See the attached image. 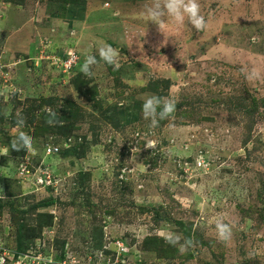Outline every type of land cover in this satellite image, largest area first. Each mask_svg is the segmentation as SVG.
Wrapping results in <instances>:
<instances>
[{"label": "rangeland", "instance_id": "obj_1", "mask_svg": "<svg viewBox=\"0 0 264 264\" xmlns=\"http://www.w3.org/2000/svg\"><path fill=\"white\" fill-rule=\"evenodd\" d=\"M80 1L0 0V264H87L115 238L142 264H264V0H199L200 31L128 5L84 39ZM104 45L118 63L85 75ZM149 95L175 101L156 127Z\"/></svg>", "mask_w": 264, "mask_h": 264}, {"label": "clouds", "instance_id": "obj_2", "mask_svg": "<svg viewBox=\"0 0 264 264\" xmlns=\"http://www.w3.org/2000/svg\"><path fill=\"white\" fill-rule=\"evenodd\" d=\"M144 14L148 21L158 25L159 29L165 22V17L171 18L176 24L182 25L185 20L197 31L202 30L206 26L205 18L201 15L199 0H152L145 10ZM99 60L94 55H88L82 65V72L85 75H92V67L100 61L108 65L118 63V51L110 45H104L98 50ZM247 79H258L259 72L256 69L244 70ZM142 115L146 120L150 121V127H156L160 120L169 119L175 112V101L171 99L162 100L155 95H149L145 98L142 107ZM53 117L46 121L48 124L58 122L55 120L56 113L51 112ZM18 126H23L24 119L22 116L17 118ZM13 149L30 148L32 139L26 133L21 132L11 142ZM146 147H149L146 145ZM216 232L220 240L226 241L231 237L232 229L229 224L222 220L216 221ZM165 242L173 246L177 245L181 239L179 234L168 232L164 236ZM193 244L190 238H184V242L179 244V251L184 253L188 247Z\"/></svg>", "mask_w": 264, "mask_h": 264}, {"label": "crops", "instance_id": "obj_3", "mask_svg": "<svg viewBox=\"0 0 264 264\" xmlns=\"http://www.w3.org/2000/svg\"><path fill=\"white\" fill-rule=\"evenodd\" d=\"M151 1L152 0H81L79 3V6L81 7H79L77 14L73 18H69V20L70 22L73 21L74 24L78 25L77 30L78 29L80 30L84 27L83 28L84 36L81 35V38L84 39L86 37V32H88L89 30L86 25L89 23L90 25L95 23L96 26L98 27V28L95 27L97 29L111 31V9H115V14L119 15L120 13L123 12L124 9L128 8V5L130 6L133 4L145 3V2H151ZM103 12H106L105 16L107 17L104 23L97 21L98 16H102ZM67 24L69 25V23ZM74 30L75 32L77 31L76 29ZM107 36H108V33H107ZM108 38L110 41L111 35ZM101 44L102 42H99L98 45H101Z\"/></svg>", "mask_w": 264, "mask_h": 264}, {"label": "built area", "instance_id": "obj_4", "mask_svg": "<svg viewBox=\"0 0 264 264\" xmlns=\"http://www.w3.org/2000/svg\"><path fill=\"white\" fill-rule=\"evenodd\" d=\"M74 54L67 53L64 61L61 65L66 69L74 62ZM59 149L57 147H50L45 149L46 155L57 153ZM113 246V248L110 247ZM96 251V255L88 257L87 264H142L140 261V251L137 248V244L134 243V248L130 243H126L124 239L115 238L107 245H102ZM92 255V254H91ZM141 258V257H140ZM64 259V258H63ZM77 264V262H76Z\"/></svg>", "mask_w": 264, "mask_h": 264}, {"label": "trees", "instance_id": "obj_5", "mask_svg": "<svg viewBox=\"0 0 264 264\" xmlns=\"http://www.w3.org/2000/svg\"><path fill=\"white\" fill-rule=\"evenodd\" d=\"M17 249L20 250L21 249V241L17 242Z\"/></svg>", "mask_w": 264, "mask_h": 264}]
</instances>
